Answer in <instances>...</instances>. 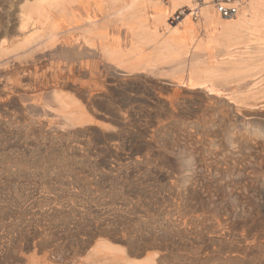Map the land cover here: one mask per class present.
Here are the masks:
<instances>
[{
    "label": "rangeland",
    "instance_id": "rangeland-1",
    "mask_svg": "<svg viewBox=\"0 0 264 264\" xmlns=\"http://www.w3.org/2000/svg\"><path fill=\"white\" fill-rule=\"evenodd\" d=\"M133 2L107 3L115 11L108 30L124 50L132 34L118 12ZM160 3L165 10L172 0ZM190 8L174 13L197 30L186 39L208 38ZM146 10L152 16L153 3ZM88 53L58 45L0 60V87L8 86L0 96V264H91L100 239L128 264H264V57L240 81L211 78L216 95L191 86L187 70L181 85L154 67L124 71L101 47ZM83 61L60 93L95 120L69 130L43 114L47 91L25 87Z\"/></svg>",
    "mask_w": 264,
    "mask_h": 264
},
{
    "label": "bare ground",
    "instance_id": "bare-ground-1",
    "mask_svg": "<svg viewBox=\"0 0 264 264\" xmlns=\"http://www.w3.org/2000/svg\"><path fill=\"white\" fill-rule=\"evenodd\" d=\"M117 1L121 5L124 3V0ZM157 1L134 0L126 11H121L122 14L118 12L122 16L119 20L124 22L132 34V44L124 50L120 45L116 46L113 35L108 30L109 16L115 13L112 6L107 5L109 0H0V60H3L2 57L22 60L24 57L39 56L54 50L58 45L68 50H78L80 54L92 52L88 54L93 56L101 47L104 58L124 71L153 70L154 67L156 71L162 70L157 72L161 75L166 70L164 75L170 74L175 83L182 85L183 72L187 70L191 86L206 87L207 91L218 95L221 94L220 89L211 78L219 75L230 81H240L249 71L252 72L251 62H259L264 57V0H242L236 15L226 18L219 13L222 18L219 20L212 11V6L217 9L215 0H172L170 8L165 10L159 8L161 3L160 0ZM152 3L155 11L151 16L148 15L146 6ZM185 5L191 7L190 14L195 20L202 18V25L211 31L208 38L188 41L185 36L194 39L196 30L179 25L183 21H179L181 17L176 20L179 21L177 24L171 21L174 13ZM95 12H101L103 18H98ZM6 27H10V30ZM161 27L166 31L161 33L158 30ZM146 46L152 50L147 51ZM210 50L216 57L214 65L209 63ZM198 52H201L200 57L196 56ZM187 58L191 60L189 63ZM145 60H149L147 65ZM79 64L81 66H69L65 63L60 64L58 70L47 69L42 72L41 78L33 77L32 84L28 83L25 87L26 91H30L29 87L47 91L51 112L43 114L59 116L63 127L69 130L92 124L95 120L94 115L82 109L84 107L70 102L67 96L69 94L60 93L67 88L68 79L84 72V61ZM86 64L92 66L91 61ZM257 66L258 63L254 65L255 68ZM222 69V72H218ZM94 73L93 69L88 72L91 78L95 77ZM29 79L31 80L30 77ZM41 82L42 89L39 88ZM209 82L212 84L209 85ZM263 84L264 77L258 72V86ZM3 86H7L6 83ZM4 88L0 87V96L5 94ZM12 88L18 89L15 84L10 90ZM72 95L73 93L70 97ZM73 98L75 101V97ZM35 109L39 111L38 107ZM99 241L90 256L91 264H128L126 258L120 256L121 250L113 249L107 239ZM142 264L155 263L149 258V262Z\"/></svg>",
    "mask_w": 264,
    "mask_h": 264
},
{
    "label": "built area",
    "instance_id": "built-area-1",
    "mask_svg": "<svg viewBox=\"0 0 264 264\" xmlns=\"http://www.w3.org/2000/svg\"><path fill=\"white\" fill-rule=\"evenodd\" d=\"M242 0H215V5L219 13L226 18L236 15L239 10V3ZM180 18V14H175L171 21H176Z\"/></svg>",
    "mask_w": 264,
    "mask_h": 264
},
{
    "label": "crops",
    "instance_id": "crops-1",
    "mask_svg": "<svg viewBox=\"0 0 264 264\" xmlns=\"http://www.w3.org/2000/svg\"><path fill=\"white\" fill-rule=\"evenodd\" d=\"M196 31H197V30H196ZM196 31H195V32H196Z\"/></svg>",
    "mask_w": 264,
    "mask_h": 264
}]
</instances>
